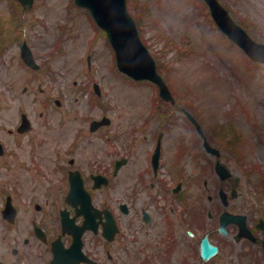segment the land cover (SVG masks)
I'll return each mask as SVG.
<instances>
[{"label": "rangeland", "instance_id": "374dc122", "mask_svg": "<svg viewBox=\"0 0 264 264\" xmlns=\"http://www.w3.org/2000/svg\"><path fill=\"white\" fill-rule=\"evenodd\" d=\"M10 1L15 3V0H0V136L16 152V157H9L12 170H20V178L24 175L25 182L20 180L17 186L13 183L4 189L15 191L22 211L33 210V204L41 199L30 204L32 172L30 166L23 163H30V158L36 155L38 159L47 160L53 156L49 152L66 146L77 136L76 156L82 168H87L92 160L107 162L113 156L125 154L129 148L134 177L145 166L143 153L155 144L160 129V117L153 111L155 86L147 81L132 82L117 69L107 38L97 30L90 14L77 7L74 0H35L30 12L22 16L21 27L8 23L11 21ZM221 1L235 18L244 20L246 29L254 37L264 42V0ZM130 10L142 13V35L152 53L164 63L162 71L171 80L173 93L179 98L176 107L166 104L175 110L170 114L176 116L164 130L165 155L174 153L183 137L189 145L201 146L190 142L189 137L194 132L186 118L188 110L206 128L209 126V139L216 146L233 148L232 151L227 149L230 153L226 155V162L236 174L248 177L242 183L243 201L264 204V65L251 68L243 65L239 58L243 57L242 53L219 37L207 10L202 12L192 0H139ZM23 33L30 34V46L36 56L52 62V68L47 63L45 73L37 79L19 64V48L11 40L12 36ZM56 44L62 51L50 59L49 54ZM88 54H91L90 70ZM52 69L60 72V77L55 88L42 94L41 83L49 82ZM93 79L102 86L101 104L90 108L89 94L80 89ZM47 95L65 98L66 102H62V105L67 104L65 124H62V108L54 99L45 106ZM23 111L28 113L33 127L21 142H16L9 130L16 129ZM104 113L112 119L110 128L101 133L90 132L86 116L101 117ZM227 121L229 124L223 127L225 134H222L218 131L220 124ZM235 127L241 133L238 137ZM108 130L114 139L113 156H108L104 150L107 144L102 134ZM31 137L35 142H30ZM234 149L244 154L237 156ZM181 163L185 164L186 178L198 171L190 155ZM127 170L128 167L120 171L112 186L111 197L118 203L125 196ZM163 173L165 178L175 179L177 167H166ZM107 191L97 192L95 201L101 204V193ZM22 217L16 231L24 237L30 229L28 231L22 223ZM13 237L16 234L2 244H14Z\"/></svg>", "mask_w": 264, "mask_h": 264}, {"label": "flooded vegetation", "instance_id": "af4514ba", "mask_svg": "<svg viewBox=\"0 0 264 264\" xmlns=\"http://www.w3.org/2000/svg\"><path fill=\"white\" fill-rule=\"evenodd\" d=\"M9 133L14 139L26 134L14 133L13 130ZM126 152L125 167L128 170L124 207L119 216L112 211L116 222L110 221L107 229L104 226L107 222L105 214L101 219L96 217V221L100 222L96 231L64 232L62 228L63 215L74 219L75 225L80 227L84 225L85 216L94 213L78 211L65 202L63 182L69 180L72 171L79 169L76 157H69L68 164L56 165L54 169L61 172L62 178L53 179L50 178L52 168H48L44 161L38 163L39 168L32 160L30 171L35 170L33 175L43 177L40 184L48 186L46 193L42 192L45 201L35 204L36 210H30V215L20 209L4 212L8 196L4 202L0 191V264H264V230L251 245L246 239L238 237L241 236V227L237 222L227 225V234L220 230L223 213H243L240 185L236 181L217 180L219 187H211L204 180L206 190L189 185L188 193L182 194L187 189L185 180L175 183L164 178L161 171H154L152 154L147 168L132 177L129 148ZM61 153L68 154L67 148H62ZM147 154L148 150H145V161ZM9 157L16 156L10 148L3 146L0 152V185L5 182L17 186L18 174L12 170L13 163ZM164 160L167 165L173 166L177 158L161 156L160 163L163 165ZM94 164L96 173L108 176L115 162L102 161L100 170L98 162ZM179 182L181 186L178 188ZM10 196L14 199L13 195ZM21 216L26 218L22 217V223L30 229L24 237L17 234ZM23 232L27 233L26 230ZM14 234V244H2ZM204 238L218 247L217 253L207 260L202 255Z\"/></svg>", "mask_w": 264, "mask_h": 264}, {"label": "water", "instance_id": "95a60500", "mask_svg": "<svg viewBox=\"0 0 264 264\" xmlns=\"http://www.w3.org/2000/svg\"><path fill=\"white\" fill-rule=\"evenodd\" d=\"M22 1L26 8L33 4V0ZM206 1L220 27L240 43L251 57L264 62V44L255 41L234 23L226 8L217 0ZM76 3L88 6L100 26L106 30L115 48L119 68L136 79L155 81L160 86L163 98L174 101L164 79L156 71L155 60L140 38L136 22L127 10L126 0H76Z\"/></svg>", "mask_w": 264, "mask_h": 264}]
</instances>
